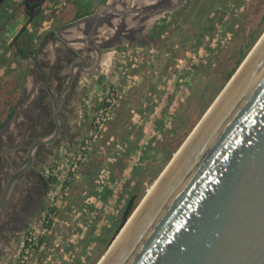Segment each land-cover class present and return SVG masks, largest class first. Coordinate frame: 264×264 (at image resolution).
<instances>
[{
	"label": "rangeland",
	"instance_id": "374dc122",
	"mask_svg": "<svg viewBox=\"0 0 264 264\" xmlns=\"http://www.w3.org/2000/svg\"><path fill=\"white\" fill-rule=\"evenodd\" d=\"M105 1L47 0L33 17L22 0L0 3V118L20 96L30 68L26 54L64 22L63 13H83ZM126 1L110 4L120 9ZM170 1H129L147 17L135 20L138 34L113 52L111 65L100 68L95 84L97 77H89L81 90L79 143L69 149L63 145L42 167L45 179L55 170L46 179V204L38 223L23 232L10 264H97L264 33V0H181L173 11L154 12L174 8L178 0ZM108 87L118 98L106 116V130L79 163V178L68 179L70 161L87 138ZM65 186L68 195L60 196ZM135 190L133 210L122 222ZM47 208L53 220L43 235ZM34 227L35 246H22Z\"/></svg>",
	"mask_w": 264,
	"mask_h": 264
},
{
	"label": "water",
	"instance_id": "95a60500",
	"mask_svg": "<svg viewBox=\"0 0 264 264\" xmlns=\"http://www.w3.org/2000/svg\"><path fill=\"white\" fill-rule=\"evenodd\" d=\"M108 3L82 18L93 20L87 41ZM180 4L178 0L174 8L154 12H170ZM131 11L124 8L122 14ZM95 50L91 72L101 60V51ZM255 69L239 96L227 105L229 109L209 118L205 133L210 134L199 141L203 132L181 156L186 139L176 152L179 158L173 156L155 181L153 193H146L97 264L142 204L143 210L129 229L140 223L115 264H264V55ZM109 262L110 257L105 264Z\"/></svg>",
	"mask_w": 264,
	"mask_h": 264
},
{
	"label": "flooded vegetation",
	"instance_id": "af4514ba",
	"mask_svg": "<svg viewBox=\"0 0 264 264\" xmlns=\"http://www.w3.org/2000/svg\"><path fill=\"white\" fill-rule=\"evenodd\" d=\"M41 1L22 0L30 17L47 2ZM129 1L115 9H133ZM154 1L158 5L171 2ZM107 2L111 0L104 4ZM143 11L118 14L105 10L90 41L87 37L93 20H82L87 15L76 18L49 32L33 53L26 54L30 65L26 80L11 115L0 127V264H10L23 232L38 223L44 210L47 198L42 167L63 145L69 149L79 143L83 130L79 118L81 90L89 84V77H97L92 81L95 84L100 68L111 65L113 52L138 34L134 22L141 23V15L147 17ZM95 48L101 51V60L91 72Z\"/></svg>",
	"mask_w": 264,
	"mask_h": 264
},
{
	"label": "bare ground",
	"instance_id": "6f19581e",
	"mask_svg": "<svg viewBox=\"0 0 264 264\" xmlns=\"http://www.w3.org/2000/svg\"><path fill=\"white\" fill-rule=\"evenodd\" d=\"M108 9L113 11V12H116L118 14H122V11H123V10L119 11V10L115 9V7H113L111 4L108 5ZM108 9H104L103 12L105 10H108ZM133 11H135L136 13L139 12V11H136L135 9H133ZM124 13L125 12H123V14ZM263 55H264V33L261 36V38L259 39V41L255 44V46L253 47L251 52L247 55V57H246L247 61L245 60L246 63H244V65L242 66V68L240 69V71L236 75H233L232 79H230L229 83L226 85L227 87H226L225 91H223V93L219 97H217V99H216L215 103L213 104V106H211L209 111L205 114L206 116L204 117L203 121L201 123H199V125H198V127H196L195 131L188 137L187 143L184 146V148L182 150V153L180 154L181 156L186 151L187 146L190 143L191 144L192 143H196V141L198 140V137H200V135L203 132L204 133L199 138V141H201L202 139H204L205 136H208L210 134V131H207L209 133H205L206 130L208 129L206 126H207V121L209 120V118L212 116L213 113L219 112V115H222L229 109V107L232 105V103L235 101V99L239 96V94L241 93V91L243 90V88L245 87L247 82L249 81V79L254 74V72L256 70L255 69L256 64H257V62L260 59L262 60ZM250 74H251V77H250ZM229 103H230V105H229V107L227 109V105ZM214 117H215V115L212 118H214ZM206 134H208V135H206ZM191 144L189 146H191ZM189 155L188 156L186 155L187 156L186 158H188ZM175 156H176V159L179 158V156L177 154ZM165 174H167V173H165ZM163 176H165V175H163ZM160 182H161V179L157 182V185H159ZM170 184L171 183L169 182L166 185L167 189H168V186H170ZM154 190H155V187L153 185L148 190L147 194L151 195ZM161 195H160V197H161ZM144 206L145 205L142 204L137 209V211L134 213L133 217L130 219L129 224L127 225L126 229L123 230V233L114 242V244L110 248V251H108V253L104 256V259H103V261H101L100 264H105V262L107 261V259L109 257H110V262L108 264H115L119 260V258L122 255L121 254L122 250H124V248L126 247V245L128 244V242L130 240V236H131L132 231L134 230L135 226H137L140 222L138 221L136 224H134L135 226L133 225L134 227L132 228V230H130L129 228L132 227L133 222L137 219L138 215L141 213V211L143 210ZM148 211L150 213V210H148ZM143 218H144V220L146 219L145 217H143Z\"/></svg>",
	"mask_w": 264,
	"mask_h": 264
},
{
	"label": "built area",
	"instance_id": "2783aa9c",
	"mask_svg": "<svg viewBox=\"0 0 264 264\" xmlns=\"http://www.w3.org/2000/svg\"><path fill=\"white\" fill-rule=\"evenodd\" d=\"M101 93V106L98 111V115L95 118L93 122L92 128H90V131L88 132L87 138L83 140V142L80 145V148L78 147L77 151L74 153V156L72 160L70 161L68 171L66 172L68 174V179H77L79 178V163L85 161L86 154L91 150V147L93 143L100 137V135L106 130L105 124L108 119L106 116L108 115L109 111L111 112L112 108L114 107L117 98V93H115V90L113 87H108L104 93V97ZM61 166H58V171L60 170ZM55 170H51L48 172L49 179L52 177ZM61 174V173H60ZM57 175V174H56ZM48 176L46 179H48ZM47 184H49L51 187L53 185L49 183V180L47 181ZM67 196L68 195V186H65L62 189V192L60 193V196ZM53 212L51 208H47L45 210V215L43 217V222L41 223L40 229H42L41 234H45V232L48 230L49 222L53 220ZM53 225V222L50 224V227ZM35 227L32 228L26 235L22 242L23 245L27 246H35ZM41 246V245H40ZM26 252H28V248H26ZM22 262L14 261L13 264H20Z\"/></svg>",
	"mask_w": 264,
	"mask_h": 264
},
{
	"label": "trees",
	"instance_id": "16d2710c",
	"mask_svg": "<svg viewBox=\"0 0 264 264\" xmlns=\"http://www.w3.org/2000/svg\"><path fill=\"white\" fill-rule=\"evenodd\" d=\"M22 36V31L20 32L18 37ZM24 40V36L22 37ZM231 72L227 74V77H230ZM13 110V105L12 107L10 106V108L8 109V111L5 113V115L3 117L0 118V127L2 126L4 120H6L7 117H9L12 113ZM3 118V119H2ZM137 193L136 190L132 192L130 199L127 201L124 211H123V217H122V222H125L126 219L129 217V215L131 214L132 210H133V206H134V200L136 199Z\"/></svg>",
	"mask_w": 264,
	"mask_h": 264
},
{
	"label": "crops",
	"instance_id": "0c3cea01",
	"mask_svg": "<svg viewBox=\"0 0 264 264\" xmlns=\"http://www.w3.org/2000/svg\"><path fill=\"white\" fill-rule=\"evenodd\" d=\"M101 4H102V2H96L91 10H88V11L83 12V13H80V12L78 13L75 9L69 10V12L67 14L63 13V21L64 22L62 21L63 23L59 27H61L63 24H66L68 22L73 21L76 18H79V20H80V18H82L85 15H87V16L92 15L95 12L96 8L98 6H100ZM101 15H102V13H101ZM116 40H117L116 42L121 43L120 40L119 41H118V39H116Z\"/></svg>",
	"mask_w": 264,
	"mask_h": 264
}]
</instances>
